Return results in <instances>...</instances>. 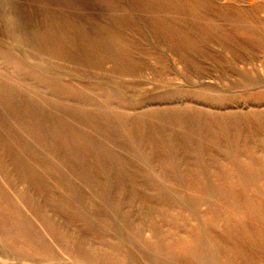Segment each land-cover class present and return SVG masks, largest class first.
I'll return each mask as SVG.
<instances>
[{
	"label": "rangeland",
	"instance_id": "rangeland-1",
	"mask_svg": "<svg viewBox=\"0 0 264 264\" xmlns=\"http://www.w3.org/2000/svg\"><path fill=\"white\" fill-rule=\"evenodd\" d=\"M0 264H264V0H0Z\"/></svg>",
	"mask_w": 264,
	"mask_h": 264
}]
</instances>
